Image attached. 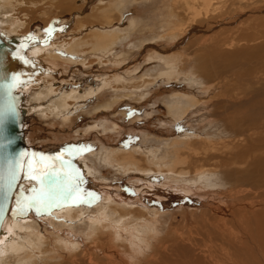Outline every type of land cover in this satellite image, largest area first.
Instances as JSON below:
<instances>
[{
    "label": "rangeland",
    "instance_id": "rangeland-1",
    "mask_svg": "<svg viewBox=\"0 0 264 264\" xmlns=\"http://www.w3.org/2000/svg\"><path fill=\"white\" fill-rule=\"evenodd\" d=\"M3 1L0 30L35 37L21 86L30 152L54 157L69 147L90 148L73 163L83 187L101 198L91 207H67L84 210L79 220L54 211L8 218L32 224L29 230L54 249V259L39 257L38 264H80L88 251L104 260L81 232L103 207L107 220H120L114 207L149 221L156 214L161 235L154 243L164 238L166 245L190 248L195 241L206 248L223 217L226 234L240 240L242 227L231 228V221L247 222L264 210V0ZM49 27L56 29L50 39ZM96 37L112 44L93 50ZM76 43L82 48L70 52ZM44 91L48 97L37 102ZM69 95L77 98L67 101L68 111L49 113L55 99ZM157 169L180 171L186 188L155 182ZM150 176L157 185L146 184ZM8 227L0 249L12 233ZM56 238L82 249L69 254L55 246ZM134 249L153 256L145 243ZM117 256L120 264H140L134 252L128 257L120 249Z\"/></svg>",
    "mask_w": 264,
    "mask_h": 264
},
{
    "label": "bare ground",
    "instance_id": "bare-ground-1",
    "mask_svg": "<svg viewBox=\"0 0 264 264\" xmlns=\"http://www.w3.org/2000/svg\"><path fill=\"white\" fill-rule=\"evenodd\" d=\"M4 1L10 2V0H4ZM111 39H113V37ZM107 41L109 42L108 44H112V41H110L109 39L96 37L95 42L91 43L92 49L94 50L101 46H103L104 48V45L105 43H107ZM217 42L218 43L217 46H215V48H218L220 46L222 40H217ZM222 45L223 44H221V46ZM85 46H87V42L85 43ZM81 48L82 45L80 43H76L74 44V46L69 47V51L75 52L80 50ZM200 48H202V46ZM198 56H200L202 60L203 55L199 53ZM201 68L205 69L202 63H201ZM44 92L38 95V97L36 98L37 102H42L48 97V93L46 94V92L45 93ZM76 98L77 96L69 95V96H61L60 98L55 99L49 106V110H50L49 113L52 115L53 114L57 115L60 112L63 113L65 110L68 111L69 107L67 101L69 99H76ZM42 110H38V111L42 113L43 112ZM44 111L46 110L44 109ZM155 172L156 173H153L155 175L152 176L155 182L175 185L182 189L186 188V185H182V178L184 177L179 173L180 171L176 172L175 169H171V171L168 172L166 171L167 172L166 173L165 171H162V169H157ZM171 175H175V176H171ZM152 177L150 176L148 179H144L146 180L145 181L146 184L148 183L149 185V183H151L149 185L150 187L153 185H157V183H155L152 180ZM147 180H149L150 182ZM23 183H24L23 188L25 190L33 186V185H29L30 183L26 180L23 181ZM146 184L144 183V186L148 188L149 186ZM150 187L148 190L151 191ZM102 195H103V199H102L103 201L109 200V198L106 195L104 194ZM100 206L102 207V205ZM63 209L64 210H59V209L53 210L54 211L53 215L65 216L66 218L71 217L79 220L83 218L85 214L84 212H82L84 210H78L75 208H66V209L63 208ZM104 209L105 208L103 207V209L101 208V211L98 210L100 215L99 216L96 215L97 218L90 219L87 225L83 227L84 229H82L81 227L82 230L81 232H84L85 230L87 231L85 235L90 241L89 249H91L92 251H102L103 252L102 257H104V260L102 259L96 260L94 254L91 253V251L90 252L88 251V253L87 252L85 253L86 256L83 258V262L82 263L80 262V264H120V257L117 256V254H120V249H122V252L128 255V257H130L131 252H134V254L137 255L136 260L140 264L142 263L144 264V261H146L147 264H264V210L261 212L254 213L252 215L253 217H250L251 219L249 218L247 222L239 221V223H237V220L231 221V225H232L231 228L239 229V227H242L243 234L241 236V239L238 241L233 240L231 237H229L228 234H226L228 230V225H227V221L223 217V220L225 222L223 223L222 226H218L214 230L215 233H213L212 237L209 239L210 245H208L205 240V243L207 245L206 248L205 247L199 248L198 245H196V242L194 241L195 244L193 242L190 243H193L195 246L191 244L193 246L192 247L188 243V245L191 247L186 248L182 246L180 247L178 243L166 245L167 241H165L164 238L159 239L158 242L156 243L152 241V239H155L157 238V236L161 235V230L157 221L158 217L156 214L154 215L155 221H149L148 219H144L143 218L144 216L141 215L140 217L134 216V214L128 211V209L126 208L120 209V207H114L112 208L111 211L115 213H119L121 216L120 220L116 221L117 219L107 220L108 217L105 213H108V211L106 212L104 211ZM136 218L144 219L143 223L140 224L137 222L132 223L133 220H136ZM232 218L236 219V217L234 216ZM6 223L7 225H9L8 228L12 229L11 234L13 236H11V234L7 235L8 237H5V239L3 240L6 246L0 249L2 255V257L0 256V264H6V260H14L16 261L17 264H38L39 257L44 256L43 260L45 262L46 260H50L54 257V254L52 252L54 249L51 250L47 248L48 247L46 244L47 240L38 231H36L35 228L29 230V227L32 224H27L25 222L15 223V222H11L8 219ZM6 223L4 225L3 232L5 230ZM14 229L17 230L28 229L29 231L27 232V234H24L23 232V234L25 235L23 236L20 233L16 234L17 232L14 234L15 231ZM121 231L126 232L125 235H123ZM200 237L203 239L202 236ZM198 239L199 238H197V240ZM143 243L146 244V248L148 247V249L152 247L153 256L151 258L150 257L147 258L145 253L143 255L142 253L135 251L136 249L134 248L135 247H137V249L140 248L141 244ZM55 244L57 248L61 249L62 251H66L69 254L76 253L79 249H82V246H80L78 243H74L72 241H65L64 239L61 238H56ZM178 250H180L179 253H181V256H179V254L176 253ZM94 260L96 261L94 262Z\"/></svg>",
    "mask_w": 264,
    "mask_h": 264
},
{
    "label": "snow or ice",
    "instance_id": "snow-or-ice-1",
    "mask_svg": "<svg viewBox=\"0 0 264 264\" xmlns=\"http://www.w3.org/2000/svg\"><path fill=\"white\" fill-rule=\"evenodd\" d=\"M54 31L56 29L52 27L45 30L49 39ZM27 39L35 40V37L29 36ZM47 43L48 40H45L44 44ZM12 80L14 83L6 86L7 99L0 108V229L9 212V202L13 204L10 213L13 219L27 216L30 212L41 216L50 215L53 210L61 208L91 207L99 197L83 187L84 177L73 163L83 152L91 151L90 148L69 147L54 157L28 151L8 152L14 143L9 130L19 115L15 98L11 96L19 77L13 76ZM22 179L35 183L25 190L19 184Z\"/></svg>",
    "mask_w": 264,
    "mask_h": 264
},
{
    "label": "water",
    "instance_id": "water-1",
    "mask_svg": "<svg viewBox=\"0 0 264 264\" xmlns=\"http://www.w3.org/2000/svg\"><path fill=\"white\" fill-rule=\"evenodd\" d=\"M30 35L13 36L0 30V108H3L7 97L5 96L6 86L14 83L13 76L19 77V82H16V86L11 90V96L15 98L17 105V111L19 113L16 123L10 127V135L14 138V143L8 149L9 153H19L23 151L30 152V146L28 144L27 133L25 127L28 123V116L25 113V106L27 104V95L21 91L22 82L25 74L29 72V68L33 62V58H28L26 49L32 40H28ZM23 45V47H22ZM18 54V56H16ZM16 56V58H14ZM24 61H28L25 63ZM23 179L19 182L20 186H24ZM13 207L12 202H9V212L6 214L4 225L7 219L15 221L11 216V209ZM3 228L0 229V233L3 232ZM1 235V234H0Z\"/></svg>",
    "mask_w": 264,
    "mask_h": 264
}]
</instances>
